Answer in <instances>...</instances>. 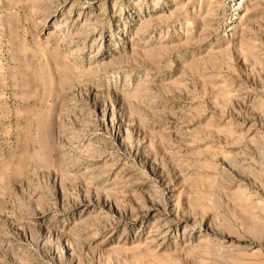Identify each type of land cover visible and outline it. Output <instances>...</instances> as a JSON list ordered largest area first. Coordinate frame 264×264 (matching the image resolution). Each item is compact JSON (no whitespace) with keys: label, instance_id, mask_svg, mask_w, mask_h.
I'll return each mask as SVG.
<instances>
[{"label":"rangeland","instance_id":"rangeland-1","mask_svg":"<svg viewBox=\"0 0 264 264\" xmlns=\"http://www.w3.org/2000/svg\"><path fill=\"white\" fill-rule=\"evenodd\" d=\"M0 264H264V0H0Z\"/></svg>","mask_w":264,"mask_h":264},{"label":"bare ground","instance_id":"bare-ground-1","mask_svg":"<svg viewBox=\"0 0 264 264\" xmlns=\"http://www.w3.org/2000/svg\"><path fill=\"white\" fill-rule=\"evenodd\" d=\"M187 233H188V231H187V229H185V231L183 232L182 235H185V234H187Z\"/></svg>","mask_w":264,"mask_h":264}]
</instances>
